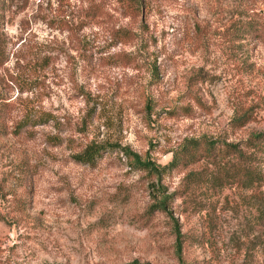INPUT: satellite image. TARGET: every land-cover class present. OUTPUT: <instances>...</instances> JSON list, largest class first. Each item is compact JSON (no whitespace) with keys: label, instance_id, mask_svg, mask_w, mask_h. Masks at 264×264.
Returning <instances> with one entry per match:
<instances>
[{"label":"rangeland","instance_id":"obj_1","mask_svg":"<svg viewBox=\"0 0 264 264\" xmlns=\"http://www.w3.org/2000/svg\"><path fill=\"white\" fill-rule=\"evenodd\" d=\"M263 131L264 0H0V264H264Z\"/></svg>","mask_w":264,"mask_h":264},{"label":"trees","instance_id":"obj_2","mask_svg":"<svg viewBox=\"0 0 264 264\" xmlns=\"http://www.w3.org/2000/svg\"><path fill=\"white\" fill-rule=\"evenodd\" d=\"M27 122L28 120L23 121L24 124ZM15 130L19 131L20 129L16 128ZM195 147H194V150L192 151L196 150ZM242 147H244L245 149H249L251 151L250 155L260 154L264 157V131L251 135L246 141L242 143ZM202 148H203V152H205L206 155H210L211 152L217 155H222V156H225L228 154H234L239 159L243 157L246 160H250V158L244 157L241 154L240 150H237L235 146L223 145V147L217 148L216 150L214 146L205 142ZM102 149H103V146L93 144V145L86 147L81 153L72 156V159L76 163L92 166L95 160L99 157ZM190 157H192L191 154H190ZM133 158H134L133 163L135 165L141 166L144 169H151L146 163H140V161L136 158V156H133ZM233 174L234 176L238 177V180L240 182L243 181V183H245V187L261 185L260 184L261 178L255 173L254 170H251V168L248 169L244 167H239L235 169ZM132 264H138V263H132Z\"/></svg>","mask_w":264,"mask_h":264}]
</instances>
